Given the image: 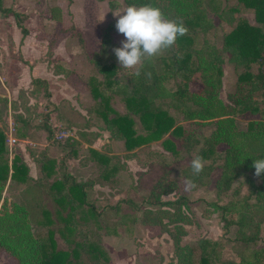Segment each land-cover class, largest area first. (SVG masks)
<instances>
[{"label": "rangeland", "instance_id": "374dc122", "mask_svg": "<svg viewBox=\"0 0 264 264\" xmlns=\"http://www.w3.org/2000/svg\"><path fill=\"white\" fill-rule=\"evenodd\" d=\"M203 3L215 25L207 33V38L221 46L224 34L231 27L224 21L220 22L218 16L227 14L228 8L236 6L238 2L203 0ZM3 5L9 12H0V126L6 132L9 158L12 159L15 154L21 156L29 168V175L33 177L28 183L10 180L3 197L9 202L31 203L38 220L41 219L40 208L47 210L53 224L48 225L44 220L48 226L34 224L33 227L40 240L49 246L48 234L52 231L60 250L71 251L77 248L80 251L79 245L84 248L96 246L105 252L110 264L170 263L174 252L170 235L158 226L141 222L145 208L162 207L149 204L147 199L153 195L155 184L166 171L168 179L173 182V190L161 196V200H175L180 195H187L195 212L193 224L186 226L183 245L198 248L204 239L218 240L223 247V260H237L235 249L239 250L244 244L237 240L238 232L245 231L256 234V241L250 243L252 247H264V208L252 213L253 222L246 224L245 229H240L239 224H233L224 233L222 216L230 214L223 213L216 206L245 200L250 194L251 181L259 183L254 171L241 173L230 190L219 193L216 182L221 174L218 166L222 161L212 163L210 158L202 161L203 177L195 185L187 184L188 178L193 179L195 175L191 169V160L198 156L204 138L211 135L213 123L197 127L183 121V116L171 108L170 113L177 124L185 128L184 133L190 134L193 142L198 141L190 146H177L176 153L167 151L161 141L147 144L135 150L134 154L129 153L124 142L113 139L107 130L99 112L102 110L101 102L91 92L93 86L97 85L105 90V77L93 62L101 49L104 33L109 25L115 23L117 17L113 13L124 10L127 6L125 0H32L30 4L26 0L13 3L4 0ZM237 15L257 24L253 11L242 10ZM10 19L16 22L18 39H15L14 28L8 21ZM18 23L28 29V35L23 36ZM122 38V33L115 29L112 31L114 47L120 45ZM114 47L106 49L105 57L109 63L113 62L117 66V74L112 76L117 85L106 90L111 107L125 113L124 99L131 90L129 75L137 66L120 67L112 51ZM167 54L164 48L152 55V58ZM253 71L257 72V68ZM238 72L230 56L226 55L221 92L223 98L234 91ZM43 77H50L51 80L41 79ZM34 78L42 81L33 84ZM182 82L181 77L173 76L164 84L169 91H175ZM188 86L190 96L200 85L189 82ZM53 96L60 102L59 107L52 103ZM3 98L7 100L6 109ZM68 98L73 99L75 105L72 106ZM65 102L69 103L68 110L72 106L77 115L66 117L63 112ZM169 103V99L156 102L164 108H168ZM12 104L15 105L16 113L12 110ZM260 104L262 110L259 115L244 114L236 117L239 128L247 127L252 119L264 120V103ZM15 114H18V120ZM45 126L51 129L50 135ZM135 128L143 134L138 118ZM87 143L94 145L95 150L118 157L125 164L124 169L108 178H102L106 167L98 160L86 161L91 158L92 150ZM223 149L222 146L219 152ZM156 160L161 163H152ZM44 166L49 170V176L43 170ZM67 173L78 183L89 184L85 188L87 204L78 207L73 222L68 219L71 212L69 206L58 205L52 197L53 192L48 190L51 183ZM37 183L45 184L40 193L37 192ZM38 197L41 198L39 205L34 202ZM89 207L101 212V215L89 213L86 219L84 212H88ZM237 211L232 215L238 220L239 214L243 212L240 209ZM77 263L95 264V261L81 251ZM0 264L17 262L2 252Z\"/></svg>", "mask_w": 264, "mask_h": 264}, {"label": "trees", "instance_id": "16d2710c", "mask_svg": "<svg viewBox=\"0 0 264 264\" xmlns=\"http://www.w3.org/2000/svg\"><path fill=\"white\" fill-rule=\"evenodd\" d=\"M0 0V12L7 14L8 8ZM130 3H147L158 6L166 18L182 22L186 28L184 34L177 36L174 44L166 47L168 54L157 58L146 57L142 63L129 75L131 90L124 99L126 112L117 111L111 107L107 88L116 86L112 76L117 74V66L105 57L106 49L116 46L112 39L115 23L109 25L102 37L101 49L96 54L94 66L104 75L105 90L100 85L93 86L91 92L94 98L101 102L102 115L107 130L115 140H122L129 153L152 142L161 141L162 146L170 152L176 153L177 146H190L193 142L190 134H185V128L177 124L170 113L176 109L183 121L193 123L197 127L214 124L211 135L204 138V144L198 156L201 160L212 159V163L221 160L218 166L221 174L216 182L218 192L231 189L234 181L241 173L254 171L253 158L264 156V120L252 119L247 127L239 128L236 122L238 115H259L264 103V0H237V5L228 8L227 14H219V21H224L231 27L223 37L221 46H217L207 38V33L215 27L208 16L203 0H125ZM253 11L257 24H252L244 18H239L240 11ZM225 11V10H224ZM16 15V13H14ZM23 36L28 35V29L18 23ZM116 30V29H115ZM117 31V30H116ZM238 68V78L233 92L226 98L221 96L223 89V76L225 56ZM257 68V72L253 69ZM173 76L182 78L175 91H169L165 82ZM42 80L34 78L32 83ZM189 82L199 84V89L189 96ZM102 85V86H103ZM169 99L168 108L157 105L160 100ZM4 109L7 108V100ZM12 110L16 113L15 105ZM15 114V119L18 120ZM21 119L23 118L19 114ZM136 118L142 125L143 134L135 128ZM0 121H2L0 119ZM49 135L51 129L45 126ZM173 137V138H172ZM177 143H175V141ZM224 147L219 152L221 147ZM7 136L0 126V256L2 252L14 258L17 264H78L81 251L90 255L95 264H110L105 252L94 246L79 245L71 251L57 248L54 234L49 231V246L38 238L33 229L34 224L52 225L45 208H40L41 219L34 216L31 203L9 202L3 197L7 183L19 181L28 183L33 179L29 175V168L23 158L17 154L9 158ZM91 158L86 161L98 160L106 169L102 178H108L117 171H122L125 164L121 160L104 152L92 149ZM135 158V157H133ZM156 159V158H153ZM137 160V159H136ZM139 164L140 161H137ZM161 163L156 160L152 163ZM170 162V161H169ZM143 166V165H142ZM162 167V166H161ZM163 168V167H162ZM43 170H49L45 166ZM203 170L195 173L192 185L203 177ZM257 176V175H256ZM258 177L259 183L251 181L250 194L243 201L228 205L217 204L223 213L224 233L233 224H239L240 229L252 223V213L264 208V173ZM47 185V184H46ZM86 182L78 183L69 173L60 180L51 183L48 190L52 191L54 201L60 205H68L70 209L69 221H74V214L78 207L87 204ZM40 193L45 184L36 185ZM152 196L147 202L151 205H160L158 209L145 208L141 216L144 225L158 226L164 233H168L174 246L173 257L168 264H264V247H252L251 242L256 241V234L238 232L237 240L244 244L239 250L235 249L237 260H223V247L218 240H202L198 248L183 245L182 237L187 233L186 226L193 224L195 212L191 207V200L187 195H180L175 200H161V196L171 193L173 182L164 174L157 181ZM254 201L251 202L250 200ZM39 205L41 198L34 200ZM87 214L100 216L92 207ZM237 220L232 214L238 213ZM237 211V212H236ZM73 212V213H72ZM62 219V215H59ZM87 219V218H86ZM44 220L46 224H44ZM46 225V226H48ZM72 232L73 229L69 228Z\"/></svg>", "mask_w": 264, "mask_h": 264}, {"label": "clouds", "instance_id": "9594fccd", "mask_svg": "<svg viewBox=\"0 0 264 264\" xmlns=\"http://www.w3.org/2000/svg\"><path fill=\"white\" fill-rule=\"evenodd\" d=\"M116 15L115 29L123 34L120 45L112 49L120 67L135 68L144 58L174 44L177 36L186 31L182 22L166 18L162 10L152 3H130ZM139 69L137 68V74ZM254 175L264 173V156L253 158ZM192 172L199 173L202 160L196 156L191 160ZM193 181L188 178L187 184Z\"/></svg>", "mask_w": 264, "mask_h": 264}, {"label": "crops", "instance_id": "0c3cea01", "mask_svg": "<svg viewBox=\"0 0 264 264\" xmlns=\"http://www.w3.org/2000/svg\"><path fill=\"white\" fill-rule=\"evenodd\" d=\"M8 1V0H7ZM27 1V3L28 4H30L31 3V1L32 0H26ZM13 2H16V0H10V3H13ZM7 7H10V6H7ZM9 19V18H8ZM8 21H10V24L12 23V26L11 27H13L14 28V31L15 30H17V25H16V22H15V20H8ZM19 38V36H18V34H17V32L15 31V39H18ZM26 41V40H25ZM33 77H36V76H33ZM41 79H45V80H51L50 79V77H43V78H41ZM62 88H64V86H62ZM71 101V103H72V106L73 105H75V101L73 100V99H71V98H68L67 99V101ZM52 103H54L57 107H59V105H60V102L58 101V99H57V97H55V96H53V98H52ZM69 103L68 102H65V106H64V110H63V112H64V114L66 115V117H71V116H74V115H77V113L76 112H73L74 111V109H73V107L71 108L70 107V110H68V108L69 107H67V105H68ZM76 109H80L79 107H76ZM80 112H83V110H79ZM85 144V143H84ZM87 145H89L88 143H87ZM90 146V148H92V149H95V146L94 145H89ZM132 169V168H131Z\"/></svg>", "mask_w": 264, "mask_h": 264}]
</instances>
